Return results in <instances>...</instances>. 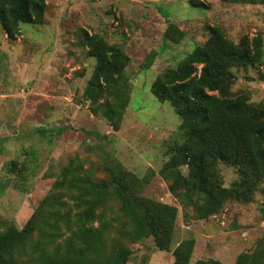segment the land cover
I'll use <instances>...</instances> for the list:
<instances>
[{"label":"rangeland","instance_id":"374dc122","mask_svg":"<svg viewBox=\"0 0 264 264\" xmlns=\"http://www.w3.org/2000/svg\"><path fill=\"white\" fill-rule=\"evenodd\" d=\"M201 1L205 7L197 9L188 0H47L44 24L22 25L17 40L0 26V216L22 229L74 159L98 179H106L105 165L119 162L145 181L143 197L178 207L172 251L194 238L190 264H236L241 253L255 249L264 236V184L252 203L228 202L219 215L200 221L160 175L168 147L180 139L181 119L151 93L155 79L204 45L212 27L236 44L257 37L264 43V0ZM170 25L185 34L178 43L165 37ZM89 35L121 47L131 59L130 102L119 131L93 116L83 100L96 66L82 46ZM234 72L233 94L247 93L251 103L264 105V62ZM219 172L226 188L238 179L225 164ZM118 213L116 204L106 212L108 218ZM106 243L111 247L112 240ZM126 245L128 264H174L172 253L158 251L152 238Z\"/></svg>","mask_w":264,"mask_h":264},{"label":"trees","instance_id":"16d2710c","mask_svg":"<svg viewBox=\"0 0 264 264\" xmlns=\"http://www.w3.org/2000/svg\"><path fill=\"white\" fill-rule=\"evenodd\" d=\"M188 1L194 8L205 7L201 0ZM46 11L47 0H0V26L15 41L22 25L42 26ZM208 32L204 45L162 72L151 86L156 100L168 102L181 119L180 139L168 147L169 159L160 175L183 208L192 209L200 221L219 215L228 202L252 203L264 184V105L251 103L247 93L232 92L235 69L264 62L263 40L242 39L236 44L220 27ZM165 37L178 43L185 34L170 25ZM82 46L96 61L83 100L89 102L93 116L119 131L130 102L126 69L131 59L121 47L96 35L86 36ZM220 163L237 171L230 188L221 182ZM11 167L19 169L16 161ZM104 167L107 177L98 179L79 159L72 160L22 229L0 216V264H128L132 251L126 243L148 238L158 251L171 252L174 264H190L194 238L172 251L178 207L143 197L145 181L119 162ZM112 204L118 205L119 213L108 218ZM236 264H264V236L252 252L241 253Z\"/></svg>","mask_w":264,"mask_h":264}]
</instances>
